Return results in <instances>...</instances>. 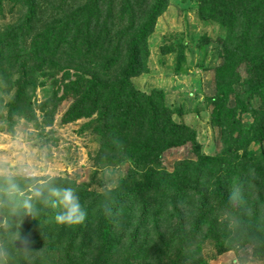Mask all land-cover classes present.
I'll return each instance as SVG.
<instances>
[{
    "label": "trees",
    "instance_id": "16d2710c",
    "mask_svg": "<svg viewBox=\"0 0 264 264\" xmlns=\"http://www.w3.org/2000/svg\"><path fill=\"white\" fill-rule=\"evenodd\" d=\"M16 1L23 10L20 23L0 33V67L4 60L15 62L18 73L16 96L25 95L35 73L45 68L43 66L56 69L59 67L57 60L65 59L64 68L73 69L74 77L69 73L70 80L63 86L62 95L56 93L54 96L51 109L47 108L48 103L43 104L41 110L47 112L48 118L44 124H52L58 104L69 99L71 103L62 115V123L98 115L93 124L101 147L95 165L113 166L129 161L134 163V168L143 166L147 169L137 180L124 177L115 189L104 193L77 189L87 212L81 224L60 226L48 217H41L20 226L21 235L27 241L29 236L40 233L37 248L28 241L29 250L39 251L34 264H99L103 259L99 255L101 249L118 259L109 264H131V261L163 264L162 257L167 250L161 248L162 242H156L154 237L141 243L135 239L143 230L152 234L158 225L165 224L172 234L170 248L180 254L169 264H180L188 252L182 249H189L194 244L198 246L201 238L208 239L209 232L214 230L208 227L215 223H230L221 216L243 223L239 229L241 238H252L256 248L264 251V235L260 236L256 228L245 224L250 219L244 217L242 208L247 193L258 189L264 192V166L259 167L260 176L250 180L251 176L238 175L236 168L239 166L231 167V156L237 157L239 149L231 151L229 147L223 158L218 159L201 155L196 130L173 119L172 111L163 104L162 94L147 95L131 83L133 78L147 72L143 69L148 55L147 39L166 7V0H84L63 19H46L39 26V0ZM196 1L203 16H216L217 21L231 30L227 39L220 42L223 65L216 68V77L227 79L230 68L243 64L246 73L243 85L248 86L244 93L250 99L254 94L260 99L257 108L253 110L245 105L244 110H249L257 122L253 141L255 146H261L264 142V0H245L241 4L242 12L237 8L240 5L236 0ZM237 31L242 32L238 34ZM257 31L260 34L254 38ZM23 36L31 37V42H25L21 48ZM22 57H29L31 62ZM89 75L91 77L87 79ZM0 80L12 88L11 82L1 74ZM218 91L210 100L214 102L212 121L223 128L226 116L232 118L234 111L229 109L227 88L222 85ZM235 103V109L243 106L237 97ZM181 147L189 149L196 160L185 158L175 162L171 173H157L150 168L151 162L158 161L167 151ZM250 156L238 158L237 163L255 166L259 160ZM250 168L247 167L248 171ZM60 180L74 186L67 179ZM230 188L234 190L229 191ZM234 193L236 199L233 201L230 197ZM187 206L193 209L191 219L183 213ZM251 213L257 223L260 213L255 208ZM140 219L145 223L139 224ZM163 219L168 223H159ZM53 227L60 233L58 236L52 235ZM130 228H133L131 241L128 233L124 235ZM90 229L99 237L102 247L95 248L93 242L72 246L78 237L90 236L87 234ZM125 242H128L127 246L122 244ZM231 242L229 240L228 245ZM59 246L62 252L57 261L54 253ZM92 252H96L95 256ZM126 252L128 254L124 255ZM87 253L93 256L90 260L86 258ZM122 254L126 258H122Z\"/></svg>",
    "mask_w": 264,
    "mask_h": 264
},
{
    "label": "rangeland",
    "instance_id": "374dc122",
    "mask_svg": "<svg viewBox=\"0 0 264 264\" xmlns=\"http://www.w3.org/2000/svg\"><path fill=\"white\" fill-rule=\"evenodd\" d=\"M1 1L0 33L9 27L18 25L23 15L22 7L18 1ZM83 1L39 0L40 4L37 12L41 18L37 25L46 22V19H63L66 13L75 9ZM236 1L240 5L237 8L242 12L241 4L245 0ZM201 13L199 2L196 0H166V7L157 18L153 32L147 39L148 55L143 66V69H146L147 72L133 78L131 83L136 90L147 95L159 96L162 94L163 104L172 111L173 119L177 123H185L196 130V140L201 145V155L218 159L223 158L224 151L229 147L231 151L239 149L236 152L237 157L231 156L233 157L231 167L239 166L240 168H236L238 175L243 178L251 176L250 180H253V177L260 176V168L264 166V142L261 146H255L253 140L256 134L254 130L257 122L249 110H244V106H250L254 110L259 106L260 99L255 94L254 98L250 99L247 93H244L248 90V86L243 85L246 78L243 64L230 68L228 75L225 77H228L227 79L216 77V68L223 65V58L220 55L222 52L220 42L227 39L231 30L217 21L216 16L209 15L206 17ZM241 32H238V34H241ZM259 34L260 31H257L254 38ZM25 42L30 43L31 37L26 38L23 36L19 47L23 48ZM18 53L21 52L18 51ZM21 59L31 62L29 57H22ZM64 60H57L59 69L43 66L45 68L36 72L33 82L29 84L27 92L21 97L16 96L18 73L15 62L12 64L10 60H4L2 67H0V74L11 82L12 88H9L0 80V121L6 120L12 111L23 112L42 123L48 120L45 116L47 112L41 110L43 104L48 103L47 108L51 109L54 104V96L56 93L58 96L62 95L63 86L69 82L71 75L73 76L74 73L73 69L64 68L66 66L63 63ZM13 61L16 60L13 59ZM90 77L89 75L86 78L89 79ZM222 85L228 90L229 109L234 111L232 118L226 116L224 125L222 124L223 128L212 121L214 102L210 101L219 92L218 88L221 90ZM153 97L155 98V96ZM236 97L243 106L235 109ZM70 103L71 100L69 99L59 103L56 107L55 116L52 118V124H46L49 126L46 131L51 130L55 133L54 139L56 141L55 147L59 161L60 179H67L73 183L76 189L87 188L91 192L104 193V191L115 189L124 177L135 181L143 175L144 171L147 170L146 167L134 168V163L129 161L113 166L95 165V158L101 147L100 137L94 133L95 125L93 124L97 121L98 115L95 114L88 119L82 118L64 124L62 123V115L66 112ZM244 155L248 157L251 155L250 158L257 159L259 162L255 166H252V163L241 166L237 163L238 158L240 159ZM185 158L196 160L187 148L181 147L177 150H169L162 158L159 157L158 161L151 162L153 166L150 165V168L157 173L161 171L171 173L175 162L182 161ZM249 166L251 168L248 171L247 167ZM247 173L252 175H247ZM233 190L234 188H230L229 191ZM234 194L236 195V193ZM242 202L244 217L248 216V219H250L245 224L256 228L260 236H262L261 234L264 235V192L259 189L257 191L252 190L251 193H247L246 199ZM252 208L260 213L258 220H256L257 223L253 220ZM192 210L188 209L187 206L186 211H183L188 219H191L194 215ZM220 218L228 219L230 223H215L213 227H208L214 228L213 232H209L208 239L201 238L198 246L194 244L189 249H186V247L182 249V251L188 252L181 259L180 264H195L198 261H200L198 264H264V251L256 248L257 245L252 242V238H241L239 229L243 223H237L229 217L221 216ZM20 219L22 220L20 226L32 220L31 217H21ZM140 223L145 222L140 219ZM159 223L168 222L163 219ZM155 231L151 234V232L148 233L147 230H143L135 241L141 243L154 237L156 242H162L163 246L161 248L167 251L161 262L169 264L175 259L176 255L180 256L175 248H170L171 230L165 224L164 226L158 225ZM172 231H174V226ZM127 233L131 241L130 235L133 233V228L128 229L124 235ZM215 233L218 235L215 236ZM59 234L53 227L52 235L58 236ZM87 234L90 236L78 237L77 242L72 246L93 242L95 248L102 247L99 237L94 234L93 230L90 229ZM229 240H232V242L228 245ZM28 241H30L33 248H37L41 241L40 233L29 236ZM68 241L71 245V240L68 239ZM128 242L122 244L127 246ZM56 250L54 256L58 261L62 251L60 246ZM92 253L95 256L96 252ZM127 254V252L124 253V255ZM99 255L103 258L99 264H109L112 260L117 259L112 254H105L102 249L99 251ZM124 255L122 258H126ZM93 256H90V253L86 254L88 259ZM131 262L136 264L143 261ZM144 264H149V262L145 261Z\"/></svg>",
    "mask_w": 264,
    "mask_h": 264
},
{
    "label": "clouds",
    "instance_id": "9594fccd",
    "mask_svg": "<svg viewBox=\"0 0 264 264\" xmlns=\"http://www.w3.org/2000/svg\"><path fill=\"white\" fill-rule=\"evenodd\" d=\"M46 128L18 111L0 121V264H34L39 251L22 237L21 217H48L60 226L87 217L77 189L59 178L55 133Z\"/></svg>",
    "mask_w": 264,
    "mask_h": 264
}]
</instances>
